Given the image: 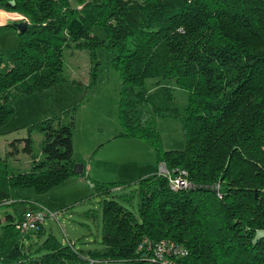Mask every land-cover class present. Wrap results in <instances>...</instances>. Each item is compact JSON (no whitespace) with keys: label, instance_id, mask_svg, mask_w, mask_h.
<instances>
[{"label":"trees","instance_id":"obj_1","mask_svg":"<svg viewBox=\"0 0 264 264\" xmlns=\"http://www.w3.org/2000/svg\"><path fill=\"white\" fill-rule=\"evenodd\" d=\"M0 10L27 20L7 70L0 68V126L16 98L48 95L63 81L69 43L91 52L102 46L119 78V136L145 142L156 167L184 171L189 184L172 191L155 170L116 201L105 199L114 184L95 182L100 248L86 251L52 234L26 244L42 227L20 233L5 215L0 264H264V236H255L264 230V0H0ZM94 26L104 39L91 35ZM9 27L0 24V32ZM170 80L187 92L182 109L172 103ZM158 118L182 120L183 150L160 146ZM72 119L66 109L31 124L42 137L36 152L29 137L17 140L30 168L8 173L0 163V207L11 203L12 189L45 193L76 175ZM9 145L15 150L14 140ZM133 195L136 214L127 207ZM144 240L185 254L159 262Z\"/></svg>","mask_w":264,"mask_h":264},{"label":"rangeland","instance_id":"obj_2","mask_svg":"<svg viewBox=\"0 0 264 264\" xmlns=\"http://www.w3.org/2000/svg\"><path fill=\"white\" fill-rule=\"evenodd\" d=\"M5 13H14L4 14L5 20L8 17L11 19L6 20L10 24L25 19L15 12ZM91 35L105 38L101 26L92 27ZM19 41L15 29L11 27L0 32L2 71L7 70L9 55L16 49ZM61 75L63 81L48 95H25L13 101V113L0 126V163L5 165L8 173L27 171L30 168V159L22 151L23 142L17 140L29 137L33 152H36L42 137L29 126L55 113L72 109L71 159L77 165V162L85 166L93 163L96 172L69 176L45 193H34L27 188L12 189V202L0 207V222H4L5 215L11 216L15 222L24 209L39 211L40 206L44 205L56 213V216L47 217L41 225L42 233L37 237L31 235L25 243L33 240L39 244L45 234H52L58 241L86 251L100 248L102 197L94 194L95 182L103 185L114 184L116 187H110V193L105 199L117 201L118 196L135 190L138 179L153 172L154 153L145 142L119 136V78L111 65L107 49L98 46L91 52L89 47L75 49L74 44L69 43L62 49ZM154 80L146 79L144 87L151 89ZM167 83L172 88L170 94L173 105L182 109L187 102V92L175 87L173 80ZM181 123L182 120L178 118L156 119L155 129L163 149H184L185 139ZM13 140L15 150L9 145ZM147 163L151 166L150 172H146ZM136 203L137 197L133 195L131 204L127 206L133 214H136ZM39 229L41 230L40 227ZM255 236H264V230L257 231Z\"/></svg>","mask_w":264,"mask_h":264},{"label":"built area","instance_id":"obj_3","mask_svg":"<svg viewBox=\"0 0 264 264\" xmlns=\"http://www.w3.org/2000/svg\"><path fill=\"white\" fill-rule=\"evenodd\" d=\"M156 174L162 177L167 178L169 188L172 191L178 189L188 188L189 184L184 180L183 176H185V172L182 170H175L173 174H171L165 167L163 163H159ZM55 217L56 213L51 212L44 206H40L39 211H33L32 209H25L17 221L14 222L15 228L20 233H26L37 230L43 224L44 220L47 217ZM145 244L148 250H151L152 255L162 263L168 261L165 259L167 256L173 255H184V251L178 250L174 248V246L165 241H160L158 243H154L152 246L144 240L142 245Z\"/></svg>","mask_w":264,"mask_h":264},{"label":"crops","instance_id":"obj_4","mask_svg":"<svg viewBox=\"0 0 264 264\" xmlns=\"http://www.w3.org/2000/svg\"><path fill=\"white\" fill-rule=\"evenodd\" d=\"M4 14H8V15H11V14H14V13H5L4 11H0V24H5V23H9V22H7L6 20H11V19H9V17L7 18V16L5 17V18H7L6 20L4 19ZM15 19H17V18H15ZM19 19H21V17H19ZM14 21V20H13ZM27 20L26 19H24L23 21H20V22H26ZM11 23H13V22H11ZM130 139H135V138H130ZM135 140H138V139H135ZM138 141H141V140H138ZM141 142H143V141H141ZM144 143V142H143ZM72 140H71V154H72ZM150 148V147H149ZM149 155V154H148ZM74 162V161H73ZM77 163H79V164H81V162H77ZM83 165V164H82ZM81 165V166H82ZM154 167H155V169L153 170V172L151 173V174H154L155 173V170H156V166H155V163H154ZM95 168H96V166L92 163V164H89V165H87V166H85V165H83L82 166V170H83V172L85 173V172H87L88 174H95ZM146 168H147V170H146V172H150L152 169H151V166H150V164L149 163H147V166H146ZM149 175H151L150 173H148ZM67 179V178H66ZM65 180V179H64ZM63 180V181H64ZM16 189H21V188H16ZM11 198V197H10ZM9 202H12L11 200H9ZM44 206V205H43ZM28 208V207H27ZM25 210V209H24ZM23 210V211H24Z\"/></svg>","mask_w":264,"mask_h":264},{"label":"water","instance_id":"obj_5","mask_svg":"<svg viewBox=\"0 0 264 264\" xmlns=\"http://www.w3.org/2000/svg\"><path fill=\"white\" fill-rule=\"evenodd\" d=\"M15 23V22H13ZM27 23L26 22H18L16 24H14V28L16 30V33H20L23 32L25 27H26ZM73 173L76 175H79L81 173V165L80 164H74L73 166Z\"/></svg>","mask_w":264,"mask_h":264}]
</instances>
